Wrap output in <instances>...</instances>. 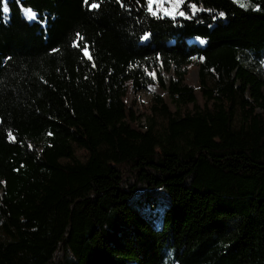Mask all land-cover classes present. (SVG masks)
<instances>
[{"label": "trees", "instance_id": "16d2710c", "mask_svg": "<svg viewBox=\"0 0 264 264\" xmlns=\"http://www.w3.org/2000/svg\"><path fill=\"white\" fill-rule=\"evenodd\" d=\"M96 2L0 5V264H264V0Z\"/></svg>", "mask_w": 264, "mask_h": 264}, {"label": "snow or ice", "instance_id": "6c2138e0", "mask_svg": "<svg viewBox=\"0 0 264 264\" xmlns=\"http://www.w3.org/2000/svg\"><path fill=\"white\" fill-rule=\"evenodd\" d=\"M17 3H19V0H16ZM140 0H137V3H139ZM234 3H238V5L241 8L247 9L249 7V4L245 2V0H233ZM84 3L88 5L90 8H98L100 5L96 2V0H93V2L89 5L88 0H84ZM0 5H2V11L4 13H7L10 11L8 0H0ZM167 5V6H165ZM145 6L147 8V11L150 15L156 18H161V14L163 16H167L173 20L176 19L177 16L183 17L185 19H191L193 16L196 15L199 11H214L213 9H202L198 6L197 2H192V0H146ZM188 9L191 10V15H189ZM253 10H261L259 5H254ZM23 11L26 15V17L29 20H35L37 17V13L31 8L26 7L23 8ZM220 17L225 16V13L223 11H220L218 13ZM215 19V17H213ZM148 33H145L143 39L148 38ZM77 41H74V47H78L83 52L84 56L87 57L89 61L93 60L92 55L90 54L89 45L87 43H83L85 38L81 36L79 33L76 34ZM203 43V41H201ZM53 52L58 51V49H53ZM195 59V57H193ZM202 59V58H201ZM95 67V64L92 65ZM150 76L155 78V73L150 72L148 73ZM49 135H52L51 132L48 133ZM11 135V134H9Z\"/></svg>", "mask_w": 264, "mask_h": 264}, {"label": "rangeland", "instance_id": "374dc122", "mask_svg": "<svg viewBox=\"0 0 264 264\" xmlns=\"http://www.w3.org/2000/svg\"><path fill=\"white\" fill-rule=\"evenodd\" d=\"M190 66L191 67L188 70V76H187L186 81L189 85L195 86L196 85V78H197V69L193 63ZM155 95H159V96H161L162 99L166 100L165 93H162L155 86H151V87H148L147 89L137 91V92L133 93L131 96H129V101H131V103H133L135 105V111H136L137 116L143 115V113L146 111L151 99ZM147 195H148V197H150V199H152L150 194H147ZM144 197L145 196H142L140 198L141 202L144 201ZM140 205L141 204H138L137 207H140Z\"/></svg>", "mask_w": 264, "mask_h": 264}]
</instances>
